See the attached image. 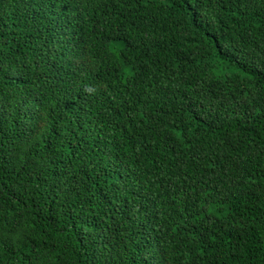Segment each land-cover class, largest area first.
<instances>
[{"label": "trees", "instance_id": "trees-1", "mask_svg": "<svg viewBox=\"0 0 264 264\" xmlns=\"http://www.w3.org/2000/svg\"><path fill=\"white\" fill-rule=\"evenodd\" d=\"M0 264H264V0H0Z\"/></svg>", "mask_w": 264, "mask_h": 264}]
</instances>
